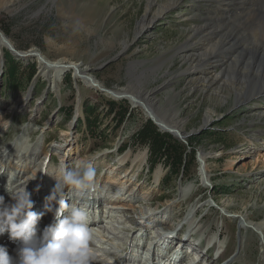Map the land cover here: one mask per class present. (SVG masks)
<instances>
[{"label": "rangeland", "instance_id": "374dc122", "mask_svg": "<svg viewBox=\"0 0 264 264\" xmlns=\"http://www.w3.org/2000/svg\"><path fill=\"white\" fill-rule=\"evenodd\" d=\"M145 3L146 0H0V30L15 50H31V55L39 52L52 62L61 60L69 64V61H75L107 89H119L133 83V89L143 91L158 87L171 77L172 86L160 88L155 97L162 112L166 110L172 115L177 110L178 117L186 118L187 135L184 139L161 130L146 114L142 104H132L127 98L115 99L103 90L89 86L80 79L82 75L75 77L71 68L61 74L59 89L56 90L40 73L34 56L15 54L3 46L0 51V132L4 128L7 133L4 136L0 134V141L13 140L19 133H24L26 143L44 137L45 147L40 160L45 157L52 160V170L59 167L58 156L74 152L70 146L65 147L73 141V147L81 149L80 155L89 157L85 162L95 163L92 166L97 176L107 178L108 182L111 176L116 179L117 172L126 167L121 165L117 171L110 166L118 158L126 157L123 164L129 165L126 174L132 179L129 189L133 187L132 192L137 193L122 198L117 194L106 201L107 204L117 203L118 207L110 209L106 216L112 222L108 225L113 235H109L111 238L107 243L101 244L110 253L120 252L127 246L125 243L140 241L139 244L143 242L145 248L156 243L160 251L174 246L169 253L162 251L161 256L179 255L186 261H192L193 256L186 253L188 246L181 247L176 243L179 238L169 246L158 242L155 234L161 231V226L156 228L158 230L152 227L164 222L171 225L172 230L175 229L176 237H187L189 241L186 243L191 245L192 242L198 243L199 238L190 235V231L197 234L198 226L203 225L210 231L211 243L216 248L214 252L210 251L208 257L216 260L214 264H262L263 235L248 227L242 228L240 218L231 217V214L249 203L251 217L256 220L264 218V116L257 117V110H254L263 106L256 102L236 104L235 92L228 89L212 99L210 92H204L206 88L197 89L199 92L190 90L188 80L182 75L181 70L186 63L180 60L176 49L188 38L196 23L211 15L212 7L216 6L215 0H184L153 20L144 33L135 37V25L143 15ZM230 14L239 16L235 11ZM214 21L226 25L222 20ZM229 26L241 32L238 20ZM124 41L128 43L125 49ZM238 50L237 46H232L222 50L220 56L222 59L232 58ZM110 59L112 61L105 64ZM12 60L16 66L13 69L10 65L13 79L5 74ZM32 66L35 73L31 75ZM211 69L220 70L212 65ZM18 97H25L23 107L6 112ZM123 107L128 113L116 123V118H113L115 109ZM211 109L215 110L211 121L203 125V115ZM87 119L92 122L91 125H88ZM146 120H151L158 131L179 141L187 151L193 150L194 162L188 159L183 175L173 168L168 170L162 159L151 166L153 158L147 145L135 141V134ZM250 136L256 138V145L249 141ZM200 152L207 160L209 181L200 175ZM137 154L146 157L141 165L135 161ZM71 158L69 162L74 159ZM45 161L44 165H47ZM39 164V161L36 162L34 167L40 168ZM72 167L76 166L72 164ZM131 169L132 176L129 175ZM156 170L161 172L157 184L154 182ZM54 184L55 180L47 189V194ZM5 187L0 183V191ZM145 194L151 195V199H142ZM101 197L104 205L105 195ZM102 204L99 203L100 206ZM104 210L102 207L103 216ZM142 212L158 217L140 229L135 224L146 221V218L141 220ZM99 213L101 210H98ZM130 216L136 223L124 220ZM191 220L193 223H190ZM202 234L201 238L207 236ZM4 236L8 237L7 233ZM96 238L101 239L100 236ZM224 247L227 250L218 260L217 254ZM141 252L143 256H148L146 251ZM183 257L176 261L182 262Z\"/></svg>", "mask_w": 264, "mask_h": 264}, {"label": "bare ground", "instance_id": "6f19581e", "mask_svg": "<svg viewBox=\"0 0 264 264\" xmlns=\"http://www.w3.org/2000/svg\"><path fill=\"white\" fill-rule=\"evenodd\" d=\"M182 1L184 0H164L162 2H159V0H146L143 15L139 20H137L135 25V37L141 33H144L147 29V25H149L153 20L169 12L174 6L178 5ZM215 4L216 6L212 7L213 10H211V15L206 16L204 18V21H202L201 23L198 22L197 24L195 22L196 25L188 34V38H186L185 41L182 42L181 45H179V47L176 49L177 53L180 56V57L178 56L180 60L186 63L185 68L181 70L182 75H185V78L188 80L190 90L196 91L197 89L201 90L206 88V91L204 92L207 93L210 92V94L212 95V99L219 97L220 92L222 90L228 89V90H233L235 92L234 100L236 104L239 103L246 104L249 102L250 103L256 102L259 105L261 104L263 108L256 107L254 110H257V114H255L257 115V117H263L264 116V0H215ZM231 11L237 12L239 16L237 17L236 14L231 15L230 14ZM214 19H217L219 21L222 20L223 22L226 23V25H221L220 22H219L220 24H216ZM237 20H238V24H240L241 26V32L229 26L231 23L234 24V22ZM2 34H0V51L1 49H3V46L8 47L7 43L4 40H7L11 44V42L5 37V35ZM127 44H128L127 42L125 41L123 42L124 49L126 48ZM232 46H237L239 48L238 53L235 51L237 54L232 56V58H229L230 57L229 56L228 57L229 59L227 57H225L227 59H222L220 56L221 51L225 49H229ZM20 54H23L25 56L29 55V57L34 56L33 58H35L38 61V67L40 73L48 80L50 84H53L56 90L59 89L58 83H59V79L61 78V74L65 70L67 71L68 68H71L74 73V76L76 77L82 75L83 77L80 79H82L89 86H92L95 89L103 90V92H105L107 95L115 99L127 98L132 104H142L144 106L146 114L156 121L157 126L161 130L171 132L174 135H180L182 138L187 135V132L185 130L186 118L178 117L177 110H175L172 115L167 113L166 110L162 112L159 109L160 105L158 102V98L155 97L156 92L160 88L162 89L169 88V86L171 85L170 84L171 77L162 81L161 82L162 84H159L158 87L153 86L152 88L150 89L146 88L143 91L133 89L131 85L133 83H130L127 86H124L119 89H115V88L107 89L101 84L99 80H97L92 75L88 74V72H85L84 69L82 70L80 68V64H78L75 61H69L68 62L69 64H64L65 62L61 60H56L52 62L51 60L47 59L44 55H42L39 52H34V54L31 55L32 54L31 50L22 51L20 52ZM211 65L214 66L215 68H219L220 70L217 72L216 70L215 71L212 69L210 70ZM131 75L133 76V74ZM133 77H137V76H133ZM196 92L199 91L197 90ZM19 98L20 97H18L17 98L18 100L16 99L12 103V106L10 105L11 107L5 111L7 112L12 109L23 107L24 105L23 102L25 97H21L20 99ZM214 111H215L214 109L213 110L211 109L209 111L206 110L202 119L203 125H206L211 121ZM6 123L7 122H5L4 124ZM1 133L4 136L6 135L7 131H5L3 128L0 134ZM23 134L24 133L22 134L19 133L18 137L16 136L17 138H14L13 140H10L8 142L0 141V183L6 185L5 190L0 191V196H4L5 201L8 202L10 201V197L7 195L9 194H11V196L14 195V192H12L13 189L18 190L22 188L24 185H26V189L27 191L28 189L30 190L31 196H36L35 200H37L36 198L38 197V202L36 207L39 206V208L35 209V211L38 212L41 210L42 207V203H40L39 201L44 200V202H46L45 197L49 195L47 194V189L55 180L53 175H59L61 167L59 166L57 170L56 169L52 170L53 162L52 160H48L47 165H45V168H42V172H41V167L46 162L44 159L40 160V154L43 151V148L45 147L44 144L45 138L44 137H41L39 139L37 138L33 143H29V142L26 143V139L24 138ZM27 137H29V135H27ZM248 139L249 141H251V143H254L256 145L257 141L255 140L256 139L255 137L250 136ZM72 142L69 141L68 145L65 146L67 148H69L70 146L71 150L74 149L73 153L68 152L67 155H62V157H66L65 162L69 164L70 158L74 157L75 161H79V162L81 161L82 163L83 162L86 163L85 161L89 157L86 154L80 155L81 149L76 150V147H73L74 143ZM125 159L126 157L118 158L116 163H113L110 166L111 169H116L117 171L120 169V167L126 166L124 167L123 170H121V172H117L118 176L116 179H114L113 176H111L110 177L111 180L108 182L107 178L100 179L99 176H97V180L100 187L98 189L99 193L94 195L90 204V215H91L90 230L92 231L93 235L97 234L96 237L100 236L101 239L92 236L91 248L95 256L94 264H134L135 260L138 259L135 258V256L139 257L141 255V253L139 254L137 253V250L140 249L142 246L141 244H139L140 241L138 242V244L137 243L127 244V246L121 249L120 252H117V253H121L120 255H118L117 253H110L108 252L109 250H105L101 246L102 242L107 243V241L111 238V236L109 235L112 234L110 230L111 226L108 225L110 223L109 218L106 219V216L109 214L110 209L118 208L116 207L117 203L107 204L106 201H110V199L112 197H116L117 194L120 195V198H122L125 197V195L126 196H129L131 194L136 195L137 193L136 191L132 192L133 187L132 189H129V186L132 183L131 182L132 179L126 174L127 173L126 168L129 165L123 164ZM145 159L146 157L144 154L135 155V161L139 165H141L145 161ZM199 159L201 160L200 175L202 176L203 179L205 177L209 181L211 177L209 175V171L206 168L207 160L203 152L199 153ZM38 161L40 163L39 164L40 168L36 169L34 166ZM92 164L94 165L95 163ZM44 170H46L49 174L43 172ZM159 170L155 171V177H156V179L154 177L155 184H157L159 180L158 177L161 175V172ZM131 172L132 169L129 172L130 176L133 175V173ZM37 174L38 176H36ZM33 177H35V179H33ZM42 180H44L45 183H43ZM27 183H29V185ZM37 187L39 188L38 191L36 190ZM149 191L146 190V192ZM102 194H104L105 195L104 198H106L105 199L106 209L104 210L105 212L104 216L102 215V208H100L103 207V205L101 206L98 205L99 212L101 210V213H99V215L96 214V209H94V206L93 208L91 207V205L96 203V201L102 196ZM142 199L145 200L151 199V195L148 196V194H145ZM225 205L226 204H224L223 206ZM249 205H250L249 203H246L241 207V210L233 211L231 217L240 218L239 225L242 228L248 227L251 231L259 234L260 236L263 235V241L261 247L264 250V218L259 220L252 218L250 213L248 212ZM124 215L129 216L127 213H124ZM49 217L52 218L51 214ZM140 217L141 220L146 218V221L136 223L134 218H132V216H130L129 219L124 218V220L129 221L132 224L136 223L135 225L137 227H140V229H142L146 227V223L150 221L152 222L153 219H155L158 216L151 217V215L142 212L140 213ZM190 223H193V221L191 220ZM110 224L112 225V222ZM157 225L158 226H153L152 229L155 228L154 230H157L156 228L161 226V231L155 234V237L158 238V242H160L162 239L164 240V237H161V234L165 233L166 231L171 230L172 235L175 234L176 232L175 229L172 230L173 227L171 225L168 226V224L164 222ZM189 227H191V225ZM192 230L195 231V229ZM190 232L194 233L192 231ZM197 232L198 233L194 235H196V237L199 238L200 245L196 244L195 242H192V245L186 243L189 241L187 237L185 238L182 237L178 241V244L179 242L183 241L184 244H188L189 246L192 247V251L194 253H190V254H196L197 256H199L194 264L216 263V260L214 258L213 260L208 259L209 250L207 248L211 244V237H212L210 231L205 229L203 225H200L198 226ZM202 233H206L207 236L201 238L200 236L203 235ZM219 236H220L219 234H216V237L220 238ZM165 238L168 237L165 236ZM174 239L177 238L173 237V239H169L170 243L167 241L166 244H168L169 246L170 244H172ZM17 243L18 242L10 241L8 237L0 236V244L5 245L7 247L8 253L12 257L16 256ZM161 243L164 242L161 241ZM118 246L120 247V245ZM173 249L174 246L169 250L165 249L164 247L162 251H164V253H166V251L167 253H169ZM226 250L227 247H224L220 255L225 253ZM123 252H125V254H123ZM220 255L216 257L218 258V260L221 257ZM157 257H159V255ZM179 257H180L179 255L173 256V255L165 254L160 257L159 261L164 259L162 264H178L176 260ZM142 259L146 260L147 257L143 256ZM202 261L204 262L201 263ZM261 262L262 264H264V258L261 259ZM179 264H188V263H186V261L183 259L182 262H180Z\"/></svg>", "mask_w": 264, "mask_h": 264}, {"label": "clouds", "instance_id": "9594fccd", "mask_svg": "<svg viewBox=\"0 0 264 264\" xmlns=\"http://www.w3.org/2000/svg\"><path fill=\"white\" fill-rule=\"evenodd\" d=\"M53 176L44 211L33 210L35 202L26 185L13 189L8 202L0 196V236L7 233L10 241L18 242L15 257L0 244V264H94L90 204L100 187L96 170L91 163H65ZM45 214H51L53 222L40 230Z\"/></svg>", "mask_w": 264, "mask_h": 264}, {"label": "trees", "instance_id": "16d2710c", "mask_svg": "<svg viewBox=\"0 0 264 264\" xmlns=\"http://www.w3.org/2000/svg\"><path fill=\"white\" fill-rule=\"evenodd\" d=\"M14 63L15 62L12 60V64L10 63L9 67L6 69V72L4 71L5 74L8 73V77L11 79L14 77V72L10 68V65L13 69H15L16 66ZM33 72L34 67L31 69V75L35 73ZM10 84L14 83L11 82ZM127 113L128 110L124 107L123 109H115L113 118H116V123L120 122ZM87 121L88 125H91L92 122H90L89 119H87ZM135 141L147 145L149 155L153 158V160L151 159V163H153V165H151L152 167L162 159L164 166H168V170L173 168L177 173L183 175L187 168L188 159L194 162L193 150L187 151L186 147L172 136L158 131L157 127L151 120H146L141 128L137 131L135 134Z\"/></svg>", "mask_w": 264, "mask_h": 264}, {"label": "water", "instance_id": "95a60500", "mask_svg": "<svg viewBox=\"0 0 264 264\" xmlns=\"http://www.w3.org/2000/svg\"><path fill=\"white\" fill-rule=\"evenodd\" d=\"M0 34H2V31L0 30ZM3 35V34H2ZM6 43H7V48L12 52V53H15V54H20L19 52H20V50H15L10 44H8V41L7 40H4ZM20 55H23V54H20ZM110 61H112V59H110V60H108V61H106L105 62V64H107L108 62H110ZM151 118V117H150ZM152 120H153V122L156 124V121L153 119V118H151ZM157 125V124H156Z\"/></svg>", "mask_w": 264, "mask_h": 264}]
</instances>
